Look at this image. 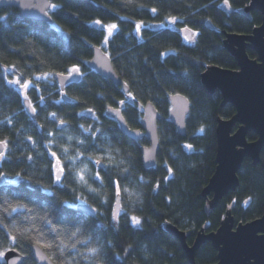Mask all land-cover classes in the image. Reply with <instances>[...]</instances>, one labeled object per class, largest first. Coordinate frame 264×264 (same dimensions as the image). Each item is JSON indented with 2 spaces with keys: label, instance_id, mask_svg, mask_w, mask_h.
<instances>
[{
  "label": "trees",
  "instance_id": "obj_1",
  "mask_svg": "<svg viewBox=\"0 0 264 264\" xmlns=\"http://www.w3.org/2000/svg\"><path fill=\"white\" fill-rule=\"evenodd\" d=\"M249 2L227 0L232 10L225 11V0H52L59 7H50L51 23L22 19L12 6L0 8V141H6L0 157V264L8 248L25 255L22 264H36L30 247L38 241L57 264H188L165 222L189 230L191 244L201 227L215 230L227 210L235 223L263 214L264 148L256 164L244 158L238 186L216 206L206 211L211 194H201L216 166V121L234 108L221 106L219 90L209 93L200 74L208 65L237 69L223 47V32L250 33L260 23L259 11L239 12ZM173 17L172 26L164 24ZM110 24L117 26L111 33ZM92 46L109 56L128 92L87 65ZM74 66L80 78L65 86L68 100L53 78L34 80ZM11 76L34 83L23 96L8 82ZM174 93L190 102L184 135L168 119V96ZM147 101L160 117L155 163L145 168L141 146L147 138H128L105 110L122 102L128 127L140 128V105ZM82 202L95 208L94 216L76 209ZM216 254L206 241L195 262L214 263Z\"/></svg>",
  "mask_w": 264,
  "mask_h": 264
},
{
  "label": "water",
  "instance_id": "obj_2",
  "mask_svg": "<svg viewBox=\"0 0 264 264\" xmlns=\"http://www.w3.org/2000/svg\"><path fill=\"white\" fill-rule=\"evenodd\" d=\"M51 1L0 0V8L12 6L18 9L19 17L22 19L51 23L50 7H48ZM25 5L31 6L25 7ZM221 8L225 11L232 10L227 3ZM250 10H257L261 14L260 23L254 26L250 33L223 32V47L236 61L237 69L208 65L200 74L201 83L209 93L219 90L220 105L230 104L234 108V113L230 117L218 118L216 121V166L201 190L204 197L211 194L205 206L206 211L216 206L218 201L229 192L235 191L239 183L237 171L244 158H249L252 164H256L264 148V0H250L248 5L239 9V12L248 15ZM205 25L214 28L209 20ZM248 48L255 52V57L248 55ZM87 65L101 77L119 84L124 92H128L127 85L117 75L109 56L100 46H92V55ZM52 78L63 90L67 83L80 78V72L73 71L72 68L69 72L54 73ZM62 98L69 99L66 94H63ZM168 100L170 104L168 119L177 132L184 135L185 118L190 102L181 93L170 94ZM23 104L26 113L33 116L34 108L29 100L25 99ZM140 106L142 108L140 128L128 127L121 113L122 102L118 106H109L105 114L117 121L119 129L128 138L134 141L143 136L147 138L148 144L141 146V153L142 163L148 168L154 165L159 148L157 120L160 114L150 101ZM249 132L255 134V139H247ZM3 149L4 145L0 144V152ZM59 174L60 172L57 171L56 175ZM76 209L90 216L95 215V208L87 203H78ZM119 210L120 201L117 196L113 206L114 219ZM164 228L178 240L188 264H197L195 252L200 244L206 241L217 252L216 261L211 264H264V212L253 220L235 223L231 212L227 210L215 230L206 231L201 227L194 235L191 244L187 242V237L191 234L189 230H181L167 222L164 223ZM30 255L36 264H57L38 243L31 245ZM42 256L45 258L41 259ZM2 259L4 264H22L25 255L15 248H8L2 253Z\"/></svg>",
  "mask_w": 264,
  "mask_h": 264
},
{
  "label": "snow or ice",
  "instance_id": "obj_3",
  "mask_svg": "<svg viewBox=\"0 0 264 264\" xmlns=\"http://www.w3.org/2000/svg\"><path fill=\"white\" fill-rule=\"evenodd\" d=\"M225 3H227V0H225ZM29 6H31V5H25V7H29ZM48 7H51V8H57V7H59V6H58V5H55V4H52V5H48ZM153 11H155V9H153ZM172 19L175 20L176 18L173 17ZM97 23H99V21H97ZM106 27H107L109 33H111L112 30L115 29L117 26H116L115 24H110V25H107ZM139 28H140V25L137 24V30H139ZM73 71H78V69L74 66V67H73ZM70 74H71V73H70ZM17 83H18V81H17ZM23 87H28V84L26 83ZM0 144H3V145L6 147V141H0ZM188 147H191V145H189ZM3 155H4V154H3L2 152H0V157H3ZM53 155H55V154L53 153ZM57 163L59 164V161H57ZM59 171L62 173V172H63V169L60 168ZM17 175H19V174H17ZM79 179H80V181H81L82 183H86V181L84 180L83 172L80 173V175H79ZM57 180H60V175H57ZM117 187H118V186H117ZM93 191H94V190H93ZM18 207H23V206L20 205V206H18ZM15 210H16V208H13V209H12V211H15ZM6 211H7V209H6ZM132 220H133V222L136 223V224H139V223H140V220H139L138 217H133ZM75 235H76V233H73V236H75ZM39 242H40V241H38V243H39ZM43 246H44V247L51 248L53 245H52L51 243H47V244H44ZM73 247H74V245H73ZM62 250H63V249L61 248V251H62ZM89 251H90L91 253H95L97 250H96V249H89ZM44 258H45V257H43V256L41 257V259H44Z\"/></svg>",
  "mask_w": 264,
  "mask_h": 264
},
{
  "label": "rangeland",
  "instance_id": "obj_4",
  "mask_svg": "<svg viewBox=\"0 0 264 264\" xmlns=\"http://www.w3.org/2000/svg\"><path fill=\"white\" fill-rule=\"evenodd\" d=\"M174 21L175 20H173L172 18H166V20L164 21V24L165 25H170V26H172L173 24H174ZM7 73H9L10 71L7 69V71H6ZM52 77H51V75L50 74H42V75H37V76H35L34 77V80L35 81H47V80H49V79H51ZM8 82L12 85V86H14L15 88H17L22 94H23V96H24V94H25V91H26V89L28 88V87H30V86H32L33 85V83L34 82H32V81H25L24 83H17V79H16V77L15 76H11V78H9L8 77ZM28 84V87H23L25 84Z\"/></svg>",
  "mask_w": 264,
  "mask_h": 264
},
{
  "label": "flooded vegetation",
  "instance_id": "obj_5",
  "mask_svg": "<svg viewBox=\"0 0 264 264\" xmlns=\"http://www.w3.org/2000/svg\"><path fill=\"white\" fill-rule=\"evenodd\" d=\"M181 32H182L183 34L187 35V36L191 35V33H192L191 31H189V30H185V29H182ZM245 34H248V33H245ZM248 49H249V48H248ZM69 71H70V70H69ZM69 71H68V72H69ZM51 77H52V75H51ZM104 78H105V77H104ZM78 80H79V79H78ZM78 80H76V81H78ZM72 82H75V81H72ZM69 83H70V82H69ZM67 84H68V83H67ZM67 84H66V85H67ZM66 85H65V86H66ZM58 87H59V85H58ZM64 88H65V87H64ZM59 90L61 91V97H62V95L65 94L64 89L61 90V89L59 88ZM105 111H106V110H105ZM105 115H106V114H105ZM112 119H113V118H112ZM114 120H115V119H114ZM56 166L58 167V164H57ZM57 171H59V169L56 170V173H57ZM59 172H60V171H59ZM59 175H60V174H59ZM56 178H57V175H56ZM82 203H83V202H82Z\"/></svg>",
  "mask_w": 264,
  "mask_h": 264
}]
</instances>
